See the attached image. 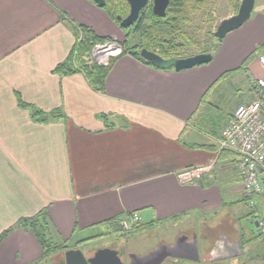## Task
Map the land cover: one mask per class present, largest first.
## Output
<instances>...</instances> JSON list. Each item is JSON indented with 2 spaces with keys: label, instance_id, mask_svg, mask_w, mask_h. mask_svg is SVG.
<instances>
[{
  "label": "crops",
  "instance_id": "1",
  "mask_svg": "<svg viewBox=\"0 0 264 264\" xmlns=\"http://www.w3.org/2000/svg\"><path fill=\"white\" fill-rule=\"evenodd\" d=\"M77 25L117 46L127 42L90 0H0V235L8 231L0 264L47 263L20 226L41 213L67 246L115 231V222L137 213L140 227L195 235L207 251L220 236L239 240L243 253V237L252 235L238 226L246 203L217 214L222 195L247 201L234 173L237 156L219 153L218 141L236 107L254 99L253 81L264 79L253 57L264 44V12L221 40L206 65L159 70L127 54L102 92L79 72H53L73 49ZM18 99L61 115L35 122ZM210 163L214 170L201 180L178 183V172ZM249 263L264 264V254Z\"/></svg>",
  "mask_w": 264,
  "mask_h": 264
},
{
  "label": "trees",
  "instance_id": "2",
  "mask_svg": "<svg viewBox=\"0 0 264 264\" xmlns=\"http://www.w3.org/2000/svg\"><path fill=\"white\" fill-rule=\"evenodd\" d=\"M205 6L206 0H170L164 18L154 16L152 14L151 6H146L141 10V16L139 18L137 27L120 29L125 33L126 41L129 37L128 31H131L135 35L138 34L139 37H141L147 43H154L158 48V52L156 53L160 57L164 59L179 58L174 54V51L181 46L175 38V33L176 30H178L179 22H181L183 15L187 12L186 8L197 12ZM101 10H103L118 26L119 22L117 21V17L124 18L126 16V13L123 9V3L119 2L116 4L113 0H105V5L103 8H101ZM74 33L76 41L73 49L67 56V59L63 63L57 65L53 70V72L58 75H71L79 72L85 76L88 83L94 90L97 92H102L106 77L114 63L119 58L128 54L133 58L143 62L144 64L152 67L151 64L143 60L139 54L141 49L149 50V44L132 48H128L127 46H119L121 49L120 53L116 57L110 58L107 66H102L91 61L90 57L92 51L96 45L111 43V41L109 39L96 36L93 31L80 25L75 27ZM219 42H221V40ZM217 47L218 45L216 46L215 44L211 50H206L201 53L210 54L212 56ZM261 55L264 56V44L256 48L253 57L256 58ZM253 90L255 91V89ZM17 103L20 108L30 110L31 118L38 123L45 124L48 122V119L53 118L56 115H61L58 112L48 114L32 109L20 99H18ZM103 119L106 118L103 117ZM20 222V226L24 230L31 232L37 239L42 249V257L44 259L49 258L51 255L67 248L65 243H60L52 236L51 228L45 213L36 215L33 218L23 219ZM114 224L116 227H118L117 222ZM134 228L136 227L134 226ZM7 235L8 231L0 235V243L7 237Z\"/></svg>",
  "mask_w": 264,
  "mask_h": 264
},
{
  "label": "built area",
  "instance_id": "3",
  "mask_svg": "<svg viewBox=\"0 0 264 264\" xmlns=\"http://www.w3.org/2000/svg\"><path fill=\"white\" fill-rule=\"evenodd\" d=\"M114 43L96 45L92 60L107 66L109 59L116 57L120 51ZM96 51V52H95ZM97 53V54H96ZM98 55V57H97ZM264 67V56L258 57ZM255 96L252 101L236 107L230 120L221 133L218 141L219 153L227 151L237 156L236 171L241 179L242 192L247 199L248 207L256 218L259 236L264 240V218L257 208L254 198L264 203V79L253 81ZM214 170V163L184 169L176 174L181 185H189L201 180ZM137 213H132L120 221L124 230H130L139 223Z\"/></svg>",
  "mask_w": 264,
  "mask_h": 264
},
{
  "label": "rangeland",
  "instance_id": "4",
  "mask_svg": "<svg viewBox=\"0 0 264 264\" xmlns=\"http://www.w3.org/2000/svg\"><path fill=\"white\" fill-rule=\"evenodd\" d=\"M113 1L116 4L119 2L123 3V9L125 13L128 14L129 7L125 0H113ZM240 2L241 0H206V6L198 10L197 12L192 9L186 8L187 12L183 15V19L181 20V22H179L178 30H176L175 33V38L181 45L179 48H177L174 51L175 56H178L179 58H187L188 56L198 54L206 50L209 51L212 49V47L215 44L216 46L219 45L220 42L216 40L215 37H213L215 33V29L221 20L233 16L237 13L236 9L239 8ZM259 11L264 12V0H255L254 9L252 11L251 17H254L255 14ZM128 34L129 37L124 46H127L128 48H132V47H139L141 45L144 46L149 44V51L151 52L155 51L154 53L158 52V48L154 43L152 42L147 43L141 37H139L138 34L135 35L131 31H128ZM117 47L119 50L120 49L119 46ZM90 59L92 62L97 63L94 59L92 60V54ZM225 84H228V82H225ZM240 98H241V102H244V97L241 96ZM228 109H230V104H227L223 108V111L227 112ZM234 173L235 175L238 176L236 170ZM212 182H214V184L218 187L221 193L227 191V186H223V185L221 186L219 185L220 183H217L215 181ZM232 183L233 185H235V187L239 186V182L237 180L232 181ZM222 196L225 206L224 209L219 211L217 214H220V212L232 208L236 204V202L242 200L243 202L246 203V206L243 207L244 218L239 219L238 226H240V224H243L250 232H252V235L250 237L248 236L243 237V241H242L243 248L244 250L245 248L247 250L245 251L243 250L244 252L240 257L235 258L233 260L211 262L208 264H247L248 261H250V259H252L253 256L264 254V244L262 242L263 239L259 236L258 229L256 227V218L252 215V213L249 214L250 209L247 205V201H244L242 199L243 196L241 195L237 196L235 194L226 195V196L222 195ZM259 210L261 216L264 218V209H259ZM210 217H214V216L211 215ZM210 217H208V219ZM196 222L198 224L200 221L197 220ZM118 226H119L118 230H122L125 232H130L134 228L132 227L130 230H124L120 225V222L118 223ZM151 229L152 231L141 233L140 236L138 237L141 238L142 236L145 237L146 235L150 234L155 241L162 238L168 240L169 238L173 239L172 236H174V233L171 232L168 228H164L162 225L159 226L158 228H151ZM88 234L89 232L86 233V235ZM54 260L55 259L53 257L51 262L55 263Z\"/></svg>",
  "mask_w": 264,
  "mask_h": 264
},
{
  "label": "water",
  "instance_id": "5",
  "mask_svg": "<svg viewBox=\"0 0 264 264\" xmlns=\"http://www.w3.org/2000/svg\"><path fill=\"white\" fill-rule=\"evenodd\" d=\"M98 8H103L105 0H90ZM129 7V13L125 18L117 17L119 27L127 29L137 20L139 13L144 9L148 0H125ZM255 0H241L237 13L226 19L221 20L214 33L216 40H223L229 33L238 30L251 17L254 9ZM169 5V0H153L152 14L159 18H164ZM120 50V49H119ZM140 57L151 64L152 67L159 70H174L176 72L188 70L196 66L206 65L211 62L210 54H197L187 58H170L164 59L158 54L147 49L140 50ZM178 240L172 245H161L150 255L155 257V264H160L163 259L170 257L178 260H186L190 262L199 261V250L197 239L194 237L192 241ZM242 249L239 240L229 241L224 237L214 244L211 250V260L209 262L225 261L235 259L241 256ZM65 264H87L80 251H66L64 254ZM100 254H96L95 258L89 260L90 264H98ZM145 259V258H144Z\"/></svg>",
  "mask_w": 264,
  "mask_h": 264
},
{
  "label": "flooded vegetation",
  "instance_id": "6",
  "mask_svg": "<svg viewBox=\"0 0 264 264\" xmlns=\"http://www.w3.org/2000/svg\"><path fill=\"white\" fill-rule=\"evenodd\" d=\"M152 1L153 0H148V3L146 5L151 6V9ZM127 15L128 14H126V16ZM140 16L141 12L139 13L137 20L130 27H137ZM135 227L136 228L132 229L130 232H125L118 229H116L115 231H106L104 234L88 238L85 241H82L80 244L76 243L70 246L68 245L64 250L51 255L48 259V262L44 264H65L64 254L66 251L70 250L80 251L85 259V263L87 264H90L89 260L95 258L96 254H100L98 264H155V257L152 258L150 255H152L159 246L172 245L178 240H182L181 242H184V240L192 241L194 237L197 239V245L200 255L198 262L193 263L186 260H178L166 257L160 264L211 263L209 261L211 260V248L213 246L208 249L209 251H207V248H204V246L202 248L198 238L195 235L188 237L183 235L182 233H178L177 236L172 237L173 239L169 238L168 240L162 238L155 241L150 234L146 235L145 237H138L141 233L152 231L151 228L153 227L140 228L138 224L135 225ZM220 237H218L217 239H219ZM53 257L55 259V263L51 262Z\"/></svg>",
  "mask_w": 264,
  "mask_h": 264
},
{
  "label": "bare ground",
  "instance_id": "7",
  "mask_svg": "<svg viewBox=\"0 0 264 264\" xmlns=\"http://www.w3.org/2000/svg\"><path fill=\"white\" fill-rule=\"evenodd\" d=\"M116 50H118V48Z\"/></svg>",
  "mask_w": 264,
  "mask_h": 264
}]
</instances>
